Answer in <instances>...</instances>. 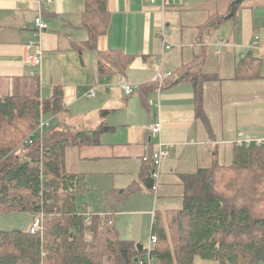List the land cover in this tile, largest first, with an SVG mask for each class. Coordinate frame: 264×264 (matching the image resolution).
Listing matches in <instances>:
<instances>
[{"label": "crops", "instance_id": "crops-1", "mask_svg": "<svg viewBox=\"0 0 264 264\" xmlns=\"http://www.w3.org/2000/svg\"><path fill=\"white\" fill-rule=\"evenodd\" d=\"M166 1L162 8L161 0H106L105 31L94 49L78 51L88 39L85 0H52L40 8L35 0H0L3 86L33 72L41 98L62 90L63 109L43 119L60 137H90L64 149L65 171L83 183L77 207L101 216L114 210L106 222L117 239L136 245L150 242L156 216L183 207L184 175L221 163L227 153L232 158L235 143L264 141V0H247L230 17L228 0ZM39 14L48 27L37 37L41 62L32 66L25 55L33 47L26 44ZM162 19L173 46L160 60ZM216 38L227 41L218 51ZM109 52L123 53L126 66L117 67L113 55L101 58ZM159 70L174 74L160 90L152 81ZM122 79L134 84L131 94ZM198 101L208 125L196 115ZM156 120L161 130L154 135L147 126ZM101 125L108 129L92 133ZM160 147L167 153L153 190L143 157Z\"/></svg>", "mask_w": 264, "mask_h": 264}, {"label": "trees", "instance_id": "trees-1", "mask_svg": "<svg viewBox=\"0 0 264 264\" xmlns=\"http://www.w3.org/2000/svg\"><path fill=\"white\" fill-rule=\"evenodd\" d=\"M228 1L230 17L247 0ZM108 16L106 0H85L88 39L76 46L78 51L95 48ZM107 55H113L117 67L126 66L123 53L101 58ZM32 77L13 79L23 87L31 84L30 89L16 86L12 95H0V212H42V231L0 229V264H198L195 257L213 264H264V141L235 143L230 164L214 161L184 175L183 207L155 217L151 235L156 242L147 256L134 242L117 239L107 223L114 210L106 208L107 216H101L77 207L83 183L80 175L65 171L64 149L90 143L89 136L60 137L48 126L42 136L34 133L32 143L17 147L37 127L40 114L63 109L62 90L41 98ZM193 81L198 99L200 84L196 77ZM196 115L208 125L199 101ZM107 129L101 125L92 133ZM147 162L144 180L150 187L152 165Z\"/></svg>", "mask_w": 264, "mask_h": 264}, {"label": "built area", "instance_id": "built-area-1", "mask_svg": "<svg viewBox=\"0 0 264 264\" xmlns=\"http://www.w3.org/2000/svg\"><path fill=\"white\" fill-rule=\"evenodd\" d=\"M35 1H36L37 6L39 8L43 4H48V3L52 2V0H35ZM149 1L153 2L155 0H149ZM161 2H162V8H164L167 1L161 0ZM46 29H47V23L43 20L41 14L37 15L34 18L33 29L31 31V38L28 40V43L26 44L27 48L33 47V52L27 53L25 55V62L27 64L32 65V66H37L40 64L41 59H42L43 49H42L39 41H37V37H39L40 34L42 32H44ZM165 30H166V24H165L164 20L162 19L160 24H159V31H158V34L162 39V54L159 58L160 60H162V58H163V53L173 46V44L166 38ZM226 44H227V42L223 39H220V38L216 39L213 43L216 51H218L221 47L225 46ZM30 75L33 76V72H30ZM172 75H174V74L170 71L161 72L159 70L155 73L152 81L157 84V87L160 90V88L163 85V82ZM120 85H121V87H123L126 94H131L133 89H134V84L131 82H128L125 79L121 80ZM88 96H94L93 89H91L89 91ZM48 126H49V120H44L42 114H40L39 123H38L37 127L34 129L33 133H31L26 138L25 143H28V144L32 143V137L35 136L34 133L42 136L44 129ZM147 128L151 134L156 135L161 130V121L156 120V121L148 124ZM166 153H167L166 150L162 149L160 147L158 150L154 151L150 155V157L148 155H145L143 157V160H145V161L150 160L151 165H152L150 176L152 179L151 188L153 190H156V188L158 186L159 167H160L161 160L165 157ZM42 218H43L42 212L36 213L35 218L31 221L30 225L27 228L28 232H30L32 234L40 233L42 231ZM86 220H88V217H86ZM108 222L111 223L110 220ZM155 242H156V236L151 235L149 247L145 248V252H146L147 256L149 255V252H150L151 248L153 247V245L155 244Z\"/></svg>", "mask_w": 264, "mask_h": 264}, {"label": "rangeland", "instance_id": "rangeland-1", "mask_svg": "<svg viewBox=\"0 0 264 264\" xmlns=\"http://www.w3.org/2000/svg\"><path fill=\"white\" fill-rule=\"evenodd\" d=\"M10 87L8 86V84H4L3 86V82L2 80H0V95H12L15 87H19L21 90L25 91L26 89H30L31 84L28 85L27 87H23V83L22 82H18V85L15 84L14 80L12 83L9 84ZM19 125H17L19 128L24 129L25 128V124H22V121L18 122ZM34 130H32L31 132H29L27 135H25V137L21 138V140L18 141L17 147L20 146L22 147L23 145H26L25 143V139L33 132ZM15 145V147H16ZM231 156L229 153L226 154V156H224V158L221 156V163L223 164H230L231 163ZM36 214L35 213H31L28 211H11L8 213H4V212H0V229L3 230H12V229H26L28 228V226L30 225L31 221L35 218ZM176 237H178L177 235H175ZM142 245L143 248H148L149 247V242L148 240L146 242H142L140 243ZM195 261L198 264H213L212 261L209 260H202L199 257H195Z\"/></svg>", "mask_w": 264, "mask_h": 264}, {"label": "water", "instance_id": "water-1", "mask_svg": "<svg viewBox=\"0 0 264 264\" xmlns=\"http://www.w3.org/2000/svg\"><path fill=\"white\" fill-rule=\"evenodd\" d=\"M136 247L138 248V250H141L142 249L141 244H137Z\"/></svg>", "mask_w": 264, "mask_h": 264}, {"label": "bare ground", "instance_id": "bare-ground-1", "mask_svg": "<svg viewBox=\"0 0 264 264\" xmlns=\"http://www.w3.org/2000/svg\"><path fill=\"white\" fill-rule=\"evenodd\" d=\"M47 27H48V24H47ZM216 39H218V38H216ZM216 39H215V40H216ZM223 40H224V39H223ZM225 41H226V40H225ZM226 42H227V41H226Z\"/></svg>", "mask_w": 264, "mask_h": 264}]
</instances>
